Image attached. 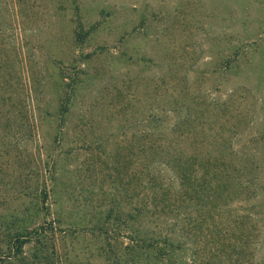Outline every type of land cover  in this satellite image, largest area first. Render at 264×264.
Segmentation results:
<instances>
[{
    "label": "trees",
    "instance_id": "16d2710c",
    "mask_svg": "<svg viewBox=\"0 0 264 264\" xmlns=\"http://www.w3.org/2000/svg\"><path fill=\"white\" fill-rule=\"evenodd\" d=\"M13 1L18 5L21 0ZM66 2L74 14L72 35L81 45L101 21L85 29L80 1ZM255 43L234 44L233 54L225 57L226 67ZM1 52L0 48V191L18 183L22 167L32 169L34 164L41 169L37 166L34 173L36 185L28 179L19 189L31 198L30 204L0 214V264H264V223L257 224L264 216H256L264 213V154L235 151L234 130L227 134L225 123L215 128L218 122L210 108L226 112L228 107L182 102V95L176 94L178 84H171L166 73L176 68L175 76L188 62L162 54L160 62L169 60L168 68L164 65V72L139 83L146 91L133 93V104L124 102L120 114L137 116L136 126L145 129L136 133L135 151L123 166V199L113 197L107 212L97 209L92 217L97 193L91 188L88 196L79 193L81 202L71 201L67 187L58 184L54 154L55 145L67 143L64 127L75 105L71 101L85 77L72 78L68 68H59L62 96L55 136L48 149L44 146L39 162L25 164L22 139L27 145L36 125L30 114L22 115L12 106L22 102V92L27 102L30 88L24 84L20 62ZM25 64L33 71L31 58ZM5 198L0 196V207ZM237 201L251 203L244 207L249 216L238 213ZM123 202L131 208L126 210Z\"/></svg>",
    "mask_w": 264,
    "mask_h": 264
},
{
    "label": "rangeland",
    "instance_id": "374dc122",
    "mask_svg": "<svg viewBox=\"0 0 264 264\" xmlns=\"http://www.w3.org/2000/svg\"><path fill=\"white\" fill-rule=\"evenodd\" d=\"M79 1L85 29L101 21L97 31L81 45L72 35L74 14L66 0H21L18 5L13 0H0L1 54L17 59L18 65L20 62L24 84L30 88L27 102H23L26 95L22 92V102H15L12 108L22 111V115L30 114L36 125L27 145L22 139L23 163L32 159L39 162L44 146L48 149L52 144L62 96L59 68H68L72 78L85 77L71 101L75 105L64 127L67 143L55 145L58 184L67 187L74 202H81L79 193L88 196L87 190L93 188L97 195L90 207L94 213L89 214L93 217L97 209L107 212L113 197L123 199V166L135 151L136 133L145 129L136 126L137 116L132 119L131 114L120 111L124 102H135L133 93L146 91H141L140 82L161 74L164 65L168 68L169 58L188 62L175 76L176 68L166 73L171 84H178L176 94L182 95V102L228 107L230 111L226 112L210 108L218 122L215 128L225 123L227 134L234 130L235 151L263 157L264 0ZM246 40L256 43L246 47L235 66L226 67L225 57L233 54L234 44L239 46ZM162 54H167L166 63L160 62ZM28 58L33 71L25 64ZM8 104L11 108L12 103ZM37 166L33 164L27 170L22 167L18 183L1 188L0 196L7 198L0 214L30 204L31 198L23 196L19 189L28 179L37 184ZM131 172L130 169L127 180ZM123 204L126 210L132 206ZM250 204L237 201L234 207L240 206L238 213L247 215L244 207ZM256 216L261 218L264 213Z\"/></svg>",
    "mask_w": 264,
    "mask_h": 264
}]
</instances>
